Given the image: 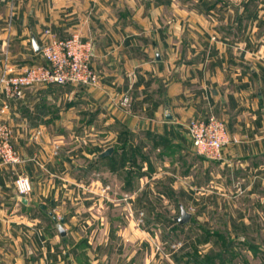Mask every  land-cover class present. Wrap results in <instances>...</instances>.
<instances>
[{"label": "rangeland", "instance_id": "rangeland-1", "mask_svg": "<svg viewBox=\"0 0 264 264\" xmlns=\"http://www.w3.org/2000/svg\"><path fill=\"white\" fill-rule=\"evenodd\" d=\"M172 3L163 22L179 25L181 43L225 42L243 57L256 47L264 57V0ZM132 127L114 121L57 138L52 129L30 159L17 148L20 160L0 166V239L19 238L39 264H264V163L230 166L197 153L185 133L186 144ZM20 175L32 181L29 205L16 203ZM181 205L192 213L184 224Z\"/></svg>", "mask_w": 264, "mask_h": 264}, {"label": "crops", "instance_id": "crops-1", "mask_svg": "<svg viewBox=\"0 0 264 264\" xmlns=\"http://www.w3.org/2000/svg\"><path fill=\"white\" fill-rule=\"evenodd\" d=\"M172 4V0H0V73L6 61L20 69L42 60L33 47V34L43 45L51 37L79 32L92 43L91 64L99 75L95 84L34 85L23 98L7 99L9 109L0 113V120L13 128L15 146L25 158H32L36 148L43 151L41 145L52 129L56 138L69 128L93 134L91 129L114 121L186 144L189 118L213 113L225 121L231 137L219 161L230 166L246 161L256 171L263 168L264 57L256 47L243 57L237 45L225 42L181 43L176 38L179 25L172 18L163 22ZM197 9L185 8L191 15L201 14ZM196 26L200 28L196 24L190 31ZM4 99L0 91V105ZM168 108L173 118L166 117ZM38 128L42 134H36ZM5 239H0V264H39L24 253L19 238Z\"/></svg>", "mask_w": 264, "mask_h": 264}, {"label": "built area", "instance_id": "built-area-1", "mask_svg": "<svg viewBox=\"0 0 264 264\" xmlns=\"http://www.w3.org/2000/svg\"><path fill=\"white\" fill-rule=\"evenodd\" d=\"M13 1V0H12ZM49 30H47L48 32ZM41 61H35L18 69L6 61L0 73V91L5 99L0 105V113L9 109L10 98H23L27 88L34 85L50 84H95L99 75L91 64L92 43L84 40L79 32L67 37H51L43 43ZM128 96L122 100L128 103ZM193 149L208 158L222 159L224 146L231 140L225 121L215 114L207 117H192L186 124ZM13 128L0 120V166L20 160L14 143ZM32 189L28 175L16 179L17 193L24 195Z\"/></svg>", "mask_w": 264, "mask_h": 264}, {"label": "water", "instance_id": "water-1", "mask_svg": "<svg viewBox=\"0 0 264 264\" xmlns=\"http://www.w3.org/2000/svg\"><path fill=\"white\" fill-rule=\"evenodd\" d=\"M32 40H33V47L36 51H40L42 48V45H40L37 41L36 36L33 34L32 35ZM93 51V48H92ZM167 118H173V115L170 111V108H168L166 110L165 113ZM115 151V146L114 145H110L109 147H107L106 149H104L103 151H101L98 156L102 157V156H106V155H111L113 154V152ZM18 198L23 201V202H28V197L24 196V195H19ZM192 216V213L187 210L185 208L184 205H181V214L179 216L176 217V220L180 223V224H184L186 223ZM65 218L62 217L59 221L56 222V226L58 227L61 235H66L67 234V230L65 229V227L63 226V222H64Z\"/></svg>", "mask_w": 264, "mask_h": 264}, {"label": "trees", "instance_id": "trees-1", "mask_svg": "<svg viewBox=\"0 0 264 264\" xmlns=\"http://www.w3.org/2000/svg\"><path fill=\"white\" fill-rule=\"evenodd\" d=\"M115 151H116V149H115ZM115 151H114V152H115ZM114 152H113V153H114ZM98 154H99V153H98ZM111 155H112V154H111ZM107 156H110V155H106V156H102V157H107ZM98 157H99V158H102V157H100V156H98Z\"/></svg>", "mask_w": 264, "mask_h": 264}]
</instances>
